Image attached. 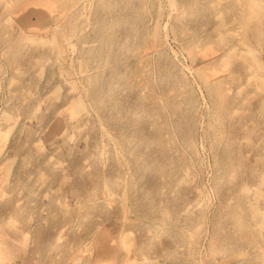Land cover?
<instances>
[{
  "label": "rangeland",
  "instance_id": "obj_1",
  "mask_svg": "<svg viewBox=\"0 0 264 264\" xmlns=\"http://www.w3.org/2000/svg\"><path fill=\"white\" fill-rule=\"evenodd\" d=\"M103 262L264 264V0H0V264Z\"/></svg>",
  "mask_w": 264,
  "mask_h": 264
},
{
  "label": "bare ground",
  "instance_id": "obj_2",
  "mask_svg": "<svg viewBox=\"0 0 264 264\" xmlns=\"http://www.w3.org/2000/svg\"><path fill=\"white\" fill-rule=\"evenodd\" d=\"M112 154H113V153H112ZM260 160H261V159H260ZM79 206H80V205H79ZM79 206H78V207H79ZM255 212H256V211H255ZM58 240H59V239H58ZM60 241H62V240L60 239ZM60 241H59V242H60ZM78 261H79V260H78ZM145 263H146V262H145ZM100 264H107V263H106V262H103V263H100Z\"/></svg>",
  "mask_w": 264,
  "mask_h": 264
}]
</instances>
